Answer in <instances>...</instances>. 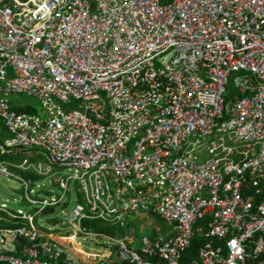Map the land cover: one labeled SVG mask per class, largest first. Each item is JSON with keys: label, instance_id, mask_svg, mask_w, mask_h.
Here are the masks:
<instances>
[{"label": "built area", "instance_id": "built-area-1", "mask_svg": "<svg viewBox=\"0 0 264 264\" xmlns=\"http://www.w3.org/2000/svg\"><path fill=\"white\" fill-rule=\"evenodd\" d=\"M0 127V153L73 172L39 195L42 162H0L33 209L0 203V264H264V0H0ZM139 219L168 232L91 226Z\"/></svg>", "mask_w": 264, "mask_h": 264}, {"label": "rangeland", "instance_id": "rangeland-1", "mask_svg": "<svg viewBox=\"0 0 264 264\" xmlns=\"http://www.w3.org/2000/svg\"><path fill=\"white\" fill-rule=\"evenodd\" d=\"M232 79V78H231ZM229 80L227 84L225 85L226 89V95H230L234 90L235 87L232 83V80ZM12 102H16L17 105L22 106L23 108L30 107L34 110L33 113H40L41 112V105L37 98L26 96L24 94H18L11 96ZM73 106L78 105L77 102H72ZM64 108V107H63ZM7 133L0 129V141L7 138ZM29 157V156H28ZM31 158V157H29ZM32 161H38L42 162L43 165V172L44 175L41 176L37 181L39 182V190L36 191V194L43 195L45 192H53L56 194V188H55V180L58 179L62 175H73L72 171H68L66 169H59L52 166V171L47 172L46 167L47 163L43 160L42 156L39 154L32 155ZM36 182V179L35 181ZM36 184V183H35ZM19 185L18 182L10 177H4L0 175V203L4 202L6 203L8 209L15 211L17 209H21L22 211L26 213H33V209L27 205L26 203H18L17 200L21 198V191H19ZM48 196H51L48 195ZM76 202V196L72 190V187L70 186V191L68 194V200L66 207H55L53 209L52 213L47 214H41L35 217V224L39 226L43 230H47L48 228H51L53 225H56L57 228L61 225V222L64 220L66 215L70 212L73 205ZM13 221L4 219L0 220V227H9L12 225ZM146 221L143 219L136 220L132 227H125V234H128L129 236H132L136 239L135 247H137V240L141 235L151 234L152 230L155 229L157 231H160L162 234H165L168 232V227L166 224L159 219H154L152 221L153 225L149 228L146 227ZM63 227V226H62ZM55 228V229H57ZM153 228V229H152ZM54 229V230H55ZM56 231V230H55ZM81 247L83 249H99L100 247L97 246L93 242H84L82 243Z\"/></svg>", "mask_w": 264, "mask_h": 264}, {"label": "trees", "instance_id": "trees-1", "mask_svg": "<svg viewBox=\"0 0 264 264\" xmlns=\"http://www.w3.org/2000/svg\"><path fill=\"white\" fill-rule=\"evenodd\" d=\"M18 104V103H17ZM16 102H12V106L14 109L18 110ZM21 111L24 112H34L33 109H31L30 107H24L20 109ZM0 129H2L0 127ZM3 130V129H2ZM4 131V130H3ZM32 155H34L33 153H16V154H7V153H0V162L4 161V162H12V163H20L24 158H29L30 160H32ZM29 156V157H28ZM24 177L26 178H30L33 180H37L40 177L38 176H33L31 174H26V173H21ZM92 229L96 230V231H100L103 232L105 234H109V235H123L125 234V230L121 229V228H114V227H109L104 223H100V222H92L91 223ZM204 243H202V240H195L194 243L191 244L190 246V250H189V257L192 258L195 256L196 250L200 245H203Z\"/></svg>", "mask_w": 264, "mask_h": 264}, {"label": "clouds", "instance_id": "clouds-1", "mask_svg": "<svg viewBox=\"0 0 264 264\" xmlns=\"http://www.w3.org/2000/svg\"><path fill=\"white\" fill-rule=\"evenodd\" d=\"M29 159V158H28ZM30 160V159H29ZM30 161H32V160H30ZM21 173H26V174H28L27 172H19V174L23 177V178H26V177H24ZM29 174H31V173H29ZM31 175H33V174H31ZM33 176H38V177H41L40 175H33ZM26 179H30V178H26ZM30 180H32V182H34L35 180H33V179H30ZM38 180V179H37ZM36 180V182L35 183H38L39 184V182ZM39 190V189H38ZM20 191V190H19ZM40 191V190H39ZM45 194H48V192H45ZM44 195V194H43ZM20 200V199H19ZM18 201V200H17ZM52 210V209H51ZM52 212H53V210H52Z\"/></svg>", "mask_w": 264, "mask_h": 264}, {"label": "water", "instance_id": "water-1", "mask_svg": "<svg viewBox=\"0 0 264 264\" xmlns=\"http://www.w3.org/2000/svg\"><path fill=\"white\" fill-rule=\"evenodd\" d=\"M47 213H52V210L48 209V210H45V211L42 212V214H47Z\"/></svg>", "mask_w": 264, "mask_h": 264}, {"label": "bare ground", "instance_id": "bare-ground-1", "mask_svg": "<svg viewBox=\"0 0 264 264\" xmlns=\"http://www.w3.org/2000/svg\"><path fill=\"white\" fill-rule=\"evenodd\" d=\"M73 249V248H72ZM76 249V248H75ZM77 250V249H76Z\"/></svg>", "mask_w": 264, "mask_h": 264}]
</instances>
